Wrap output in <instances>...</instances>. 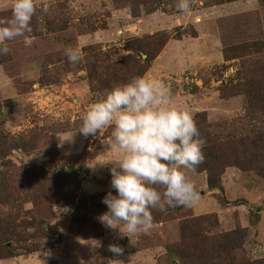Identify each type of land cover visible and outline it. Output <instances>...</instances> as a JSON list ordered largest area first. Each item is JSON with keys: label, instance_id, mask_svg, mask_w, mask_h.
<instances>
[{"label": "rangeland", "instance_id": "374dc122", "mask_svg": "<svg viewBox=\"0 0 264 264\" xmlns=\"http://www.w3.org/2000/svg\"><path fill=\"white\" fill-rule=\"evenodd\" d=\"M177 3L35 0L32 45L0 55V264H264V0ZM135 77L161 81L205 144L184 170L199 200L151 210L152 229L127 237L98 220L115 194L112 126L75 132Z\"/></svg>", "mask_w": 264, "mask_h": 264}, {"label": "clouds", "instance_id": "9594fccd", "mask_svg": "<svg viewBox=\"0 0 264 264\" xmlns=\"http://www.w3.org/2000/svg\"><path fill=\"white\" fill-rule=\"evenodd\" d=\"M177 8L188 11L190 0H178ZM42 10L47 12V6ZM35 11V0H12L10 18L0 19V55H7L8 42L18 37H23L26 47L32 45L25 34L32 31ZM64 55L72 65L84 60L79 48H66ZM109 126V146L119 155L108 162L112 164L110 188L115 194L110 190L102 198L106 205L98 217L102 225L121 236L147 234L153 227L151 210L191 207L199 200L184 170H194L203 162L205 141L191 114L170 103V94L161 81L135 77L113 87L90 105L75 133L96 136ZM98 164L106 163L89 167ZM108 251L114 256L123 253L116 244H110Z\"/></svg>", "mask_w": 264, "mask_h": 264}, {"label": "trees", "instance_id": "16d2710c", "mask_svg": "<svg viewBox=\"0 0 264 264\" xmlns=\"http://www.w3.org/2000/svg\"><path fill=\"white\" fill-rule=\"evenodd\" d=\"M156 54H157V53H156ZM156 54H155V55H156ZM152 55L154 56V54H152Z\"/></svg>", "mask_w": 264, "mask_h": 264}]
</instances>
